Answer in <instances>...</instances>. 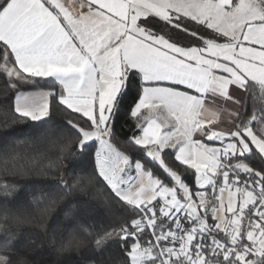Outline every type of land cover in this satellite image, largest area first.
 <instances>
[{"label": "snow or ice", "instance_id": "snow-or-ice-1", "mask_svg": "<svg viewBox=\"0 0 264 264\" xmlns=\"http://www.w3.org/2000/svg\"><path fill=\"white\" fill-rule=\"evenodd\" d=\"M0 80L68 175L30 207L0 183V264L36 217L58 255L264 264V0H0Z\"/></svg>", "mask_w": 264, "mask_h": 264}, {"label": "trees", "instance_id": "trees-1", "mask_svg": "<svg viewBox=\"0 0 264 264\" xmlns=\"http://www.w3.org/2000/svg\"><path fill=\"white\" fill-rule=\"evenodd\" d=\"M55 119L58 120L59 116ZM41 131L42 128H38L35 122L20 118L12 110L10 98H3V84L0 80V183L7 181L15 184L19 191L14 202H22L29 207L33 198L44 197L68 179L67 161H64V167L60 169L62 175L57 174V164L63 153L59 147H51L47 141L41 142L38 139ZM57 137L58 133L50 134V139ZM60 143H63V140ZM76 167L79 174L84 175L90 171L91 164L84 160ZM87 195L82 194L81 199H87ZM64 207V203L59 204L47 217L49 229L63 221ZM20 233L17 260L22 264H34L37 260L41 264H100L101 260L107 264L110 259L108 253L101 257L89 242L79 250H70L58 255L48 247V237L40 228L39 217H36L33 223L23 225ZM65 236L67 237V234ZM30 238L42 241L43 247L34 250L33 245L27 242Z\"/></svg>", "mask_w": 264, "mask_h": 264}]
</instances>
